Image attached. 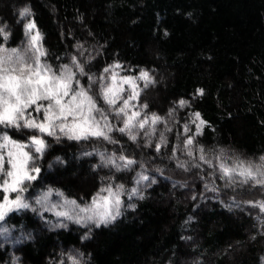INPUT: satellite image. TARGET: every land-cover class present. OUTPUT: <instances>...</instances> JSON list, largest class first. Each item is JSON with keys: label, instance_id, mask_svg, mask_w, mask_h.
I'll return each instance as SVG.
<instances>
[{"label": "trees", "instance_id": "trees-1", "mask_svg": "<svg viewBox=\"0 0 264 264\" xmlns=\"http://www.w3.org/2000/svg\"><path fill=\"white\" fill-rule=\"evenodd\" d=\"M25 7L42 33L45 61L76 71L75 57L86 73L77 79L91 85L99 107L108 109L99 92L110 80L91 84L88 76L110 75L104 69L119 64L121 77L149 72L154 83L137 80L142 91L131 103L163 120L151 135L133 129L135 141L114 130L116 143L0 127L17 141L33 134L46 141L30 194L51 188L82 203L102 187L138 189L98 227L51 228L30 210L10 213L6 222L21 239L0 242V264H72L70 257L79 264H264V212L249 203L264 201V187L221 178L216 159L264 163V0H0L8 32L0 43H22ZM195 112L206 124L186 149ZM109 120L123 126L111 113ZM161 135L166 143L157 152ZM120 155L136 163L118 170ZM140 175L149 179L137 183Z\"/></svg>", "mask_w": 264, "mask_h": 264}, {"label": "snow or ice", "instance_id": "snow-or-ice-1", "mask_svg": "<svg viewBox=\"0 0 264 264\" xmlns=\"http://www.w3.org/2000/svg\"><path fill=\"white\" fill-rule=\"evenodd\" d=\"M30 14L25 7L19 12L21 18ZM25 35L28 37L27 47L24 49L7 48L0 43V126L3 128L30 129L41 134L55 136L57 139L66 136L69 140H87L90 137L102 138L109 143H116L110 136L111 132L119 131L127 134L132 141L137 139L133 129L144 130L147 135L155 131V125L162 122L163 118L156 113L149 116L143 112L147 104L140 105L139 109L132 101L138 100L142 89L137 85V80L144 81V87L154 83L148 71L140 70L139 76H119L115 69L119 64L110 65L104 69L105 74L99 78L89 75L91 84L98 81L110 80V83L101 84L99 95L104 103L108 105L105 110L98 106L93 95H89L91 85L85 88L77 79V72L86 75L83 66L73 57L72 63L76 71L63 65L60 71H54L52 66L43 62L46 56L41 41L42 33L37 29L34 21L24 25ZM0 37L4 41L8 39V32L0 27ZM125 85L128 88H125ZM197 94L203 95V90L198 89ZM119 102V103H118ZM187 101H178L179 107H185ZM35 113V115H34ZM109 113L117 119L122 120L123 126L116 128L109 120ZM171 110L169 115H171ZM191 121L195 124V134L187 135L184 140L187 149L194 143L195 135H199L202 127L206 124L199 112L192 113ZM151 131H148V129ZM185 133H188V124L184 125ZM30 143L25 144L13 140L7 132H0V221H4L12 212L31 207L26 201L23 193L28 190V184L36 180L40 167L36 166L35 160L47 147L46 141L35 134L29 136ZM166 139L161 135L160 143L156 144V151L159 152ZM34 148V153L32 149ZM28 149V150H26ZM203 153V149H200ZM39 154V155H36ZM187 154L192 156V151ZM101 159H104L102 156ZM123 162L116 165L129 168L136 162L124 155L118 157ZM221 178L229 181L233 177H240L241 183L254 182V186L264 187V163L254 164L237 160L231 165L224 162L222 156L216 158ZM200 160L211 165V161L205 159L202 154ZM264 162V156L260 157ZM108 163H114L109 158ZM179 167H184L179 164ZM149 177L140 175L137 183L148 180ZM215 190V189H211ZM54 190L37 196L35 203L44 207L46 211H52L57 217H64L73 220L77 224L85 225L94 222L98 227L100 224H107L115 220L121 214V194L124 191L123 185L102 187L90 204L81 207L75 200L64 199L63 204H49V197ZM15 193L14 198L10 194ZM106 193V195L104 194ZM138 194V189L133 188L130 196ZM56 195L63 197V193L56 191ZM261 212H264V201H249ZM135 207V205H129ZM67 210H63V209ZM60 209V210H58ZM36 210V209H33ZM64 226V225H61ZM7 231V229H0ZM72 264H79V261L69 258Z\"/></svg>", "mask_w": 264, "mask_h": 264}, {"label": "rangeland", "instance_id": "rangeland-1", "mask_svg": "<svg viewBox=\"0 0 264 264\" xmlns=\"http://www.w3.org/2000/svg\"><path fill=\"white\" fill-rule=\"evenodd\" d=\"M22 19H23L24 25L27 24L29 21H32V19L30 18L29 15H26ZM3 44L5 45V43H3ZM27 44H28V37L25 35V31H24V38L22 40V43L19 46L10 47V46L5 45V47H7L9 49H11V48L24 49V48L27 47ZM42 60H43V62L47 63L45 61V56L42 58ZM61 67L58 70H54V69L53 70L58 72V71L61 70ZM125 88L127 89L128 86L125 85ZM34 115H35V113H34ZM0 127H3V126H0ZM18 142H21V141H18ZM21 143L28 144V143H30V141L28 139L27 141H24V142H21ZM26 150H28V149H26ZM26 184H28V182H26ZM113 188H115V187H113ZM49 189H51V188H46V189L40 190L39 192H37L35 194L28 193V190L26 192H24L23 195L26 198V201L30 203L31 207L28 208V209H21V210H30L31 212H33L36 215H38L39 218H41V220L47 226H49L51 228H61V227L66 228V227H68L70 225H77V226H82V227L89 226V225L90 226L91 225H96L94 222L88 223V224H85V225L77 224L73 220H68V219H66L64 217H57V216L54 215V213L52 211H46L44 209V207H41L40 205H37L35 203V200H36L37 196L42 194V193H44V192H46V191H48ZM52 190H54V191H53L52 195L49 197V204H51V203L63 204L64 199L75 200L73 198L65 196L64 194H63V197L57 196L56 195V191H59V192H61V191L60 190H56V189H52ZM130 192H131V189L127 190V191L125 189L122 192L121 197H120L122 202H124L125 195L130 197V195H129ZM104 194L106 195V193H104ZM15 195H16L15 193H11L10 194V198H14ZM95 195H93V196H95ZM93 196L86 202H82L81 203V202H77L76 200L75 201L81 207H83L85 204H90L91 203ZM0 198H2V197H0ZM122 207H123V203H122ZM122 207H121V210H122ZM33 209H36V210H33ZM58 210H60V209H58ZM63 210H67V209L65 208ZM61 225H64V226H61ZM0 229H7V231H0V242L1 243H10V244L14 245V244H17L20 241L21 234L16 229H14L9 224H7L6 219L4 221H0Z\"/></svg>", "mask_w": 264, "mask_h": 264}]
</instances>
